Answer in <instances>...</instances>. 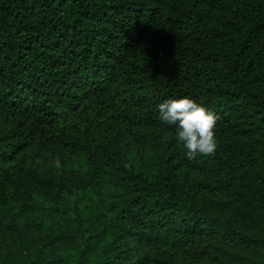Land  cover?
Returning a JSON list of instances; mask_svg holds the SVG:
<instances>
[{"label":"trees","instance_id":"obj_1","mask_svg":"<svg viewBox=\"0 0 264 264\" xmlns=\"http://www.w3.org/2000/svg\"><path fill=\"white\" fill-rule=\"evenodd\" d=\"M0 264H264V0H0Z\"/></svg>","mask_w":264,"mask_h":264},{"label":"clouds","instance_id":"obj_2","mask_svg":"<svg viewBox=\"0 0 264 264\" xmlns=\"http://www.w3.org/2000/svg\"><path fill=\"white\" fill-rule=\"evenodd\" d=\"M156 107L161 122L177 127V139L187 150L185 155L189 161L198 155L210 157L215 154L214 129L219 117L212 111L188 97L167 99ZM56 163L59 167V161Z\"/></svg>","mask_w":264,"mask_h":264},{"label":"rangeland","instance_id":"obj_3","mask_svg":"<svg viewBox=\"0 0 264 264\" xmlns=\"http://www.w3.org/2000/svg\"><path fill=\"white\" fill-rule=\"evenodd\" d=\"M130 248H132V249H133V246H131ZM133 251H134V250H132L131 254L133 253Z\"/></svg>","mask_w":264,"mask_h":264}]
</instances>
